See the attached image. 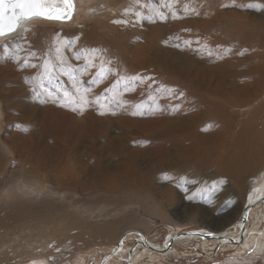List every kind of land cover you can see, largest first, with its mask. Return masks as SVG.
Instances as JSON below:
<instances>
[{"label":"rangeland","instance_id":"374dc122","mask_svg":"<svg viewBox=\"0 0 264 264\" xmlns=\"http://www.w3.org/2000/svg\"><path fill=\"white\" fill-rule=\"evenodd\" d=\"M76 2L0 41V264H97L129 230L158 246L233 231L264 163L241 186L216 169L264 98V0ZM258 207L247 248L187 241L142 264H264Z\"/></svg>","mask_w":264,"mask_h":264},{"label":"bare ground","instance_id":"6f19581e","mask_svg":"<svg viewBox=\"0 0 264 264\" xmlns=\"http://www.w3.org/2000/svg\"><path fill=\"white\" fill-rule=\"evenodd\" d=\"M74 3L77 12L76 0H74ZM50 5L63 6V3L62 0H49V6ZM35 19L38 18H34L31 20H23L21 26H24L25 24ZM52 21H59V20H52ZM10 37L12 36L11 35L0 36V41L6 40ZM255 59H260V58L256 57ZM262 59H263L262 61H264V55ZM259 97L260 95L256 93L255 102L254 100L246 99L245 105L242 108L243 110L242 114L244 113V118L241 119V125L237 126L238 128V130L236 131L237 136L233 137V139L229 141L228 149L231 150L229 152H226L225 149L223 160L217 165V169H216L217 172L219 173L220 178L222 179L229 178L237 186H241V182L244 176H247V172L250 171L253 165H261L264 163V130H263L264 129V98L260 99ZM177 117L178 114H176V118ZM166 118L167 121L171 119L169 115H167ZM179 156H182L184 158L183 161H186V163L189 160L191 163L194 162L195 160L192 156H189V154H185L184 151H180ZM203 162L204 161L202 157L199 158L197 161V164L199 165L201 172L203 171L202 168ZM0 164H1V159H0ZM262 178L264 180V174H262L259 178L254 179V181L251 184L252 187L246 205L252 208L247 212L246 215L247 224L244 226L245 229L244 233L241 232V228L243 227V225L239 222L241 215L237 220L233 231L228 229L227 231L221 230V231H213V232L201 231V230L181 231V232L173 231V234L170 233L167 236V239L163 246H158V244L151 242V240H149V237L145 232L139 231L140 234L143 236L141 237L140 235L130 233L133 230H129L120 236L117 245H119L120 241H122V243H120L119 247L117 248L116 246L109 253H107L106 255H110V254L111 255L106 259H104L105 257L104 255L103 258L100 260V262H98L97 264H102L103 262H105L104 264H113L109 261L115 260L114 258H123V257H125L123 259L126 264V260L129 258L131 252L133 255L131 257L130 264H142L143 259L147 257H151L153 255L157 257L162 255H170V253L175 250L173 246L176 243H178L179 245L187 241L189 242V241L199 240L201 242H204V244L209 242L211 243L215 242L222 244V246L236 247L239 248L240 250L249 247L250 244L253 242L252 236L254 234H259L258 230L260 226L255 222V217L258 214L257 212H255L256 210L255 208H257V206L260 207V205L264 206V201L261 202L264 199V182L261 181L257 182L259 179ZM263 232L261 231L260 233ZM184 233H188V235L186 236L184 235ZM216 233L219 235L218 239H203L202 237H200V235H204V236L214 235V237H216L215 236ZM134 236L138 237L135 243H133L132 245H127V242L133 239ZM173 239L174 242L172 243L171 249L167 253H159V251H164L165 249L164 246L167 245V243L169 241H172ZM230 239H233L234 242L231 243ZM141 243H145V245L142 246L140 245ZM148 245H150L152 249L147 247ZM140 248L141 250H139ZM263 252H264V233L263 236L259 237V240L255 248V253H263Z\"/></svg>","mask_w":264,"mask_h":264},{"label":"snow or ice","instance_id":"6c2138e0","mask_svg":"<svg viewBox=\"0 0 264 264\" xmlns=\"http://www.w3.org/2000/svg\"><path fill=\"white\" fill-rule=\"evenodd\" d=\"M62 3L63 7H51L49 6V0H0V36L15 31L22 19H70L75 10L74 0H62ZM136 3L139 4L140 0H136ZM17 10L19 11L17 12ZM137 15L140 14L137 13ZM56 51L59 53L60 49L57 48ZM54 67L50 60H46L43 65L45 75L51 74L54 71ZM79 99L87 103L84 94H81ZM137 107H142V105Z\"/></svg>","mask_w":264,"mask_h":264},{"label":"water","instance_id":"95a60500","mask_svg":"<svg viewBox=\"0 0 264 264\" xmlns=\"http://www.w3.org/2000/svg\"><path fill=\"white\" fill-rule=\"evenodd\" d=\"M74 5H75V3H74ZM51 7H63V6H53V5H50ZM19 10H17V12H18ZM74 13V12H73ZM73 13H72V15H73ZM9 15H10V13H9ZM72 15H71V18H72ZM70 18V19H71ZM70 19H64V20H59V21H69ZM22 21H23V19L22 20H20V22H19V27L15 30V31H12V32H9L8 34H6V35H12V34H16L18 31H19V29H20V27H21V23H22ZM264 201V199L261 201V202H263ZM252 207H249L248 205H245V207H244V209H243V211H242V213H241V217H240V219H239V222L243 225V227L241 228V232L242 233H244L245 232V229H244V226L247 224V212L251 209ZM130 233H132V234H136V235H140L141 237H143L141 234H140V232L139 231H136V230H133V231H131ZM184 235H188V233H184ZM200 235V234H199ZM215 236L216 237H214V235L213 236H211V235H209V236H204V235H200V237H202L203 239H218L219 238V235L216 233L215 234ZM181 237V236H180ZM124 239V238H123ZM223 240V239H222ZM230 241H231V243L232 242H234V240L233 239H230ZM241 241H242V239H241ZM174 242V239L172 240V241H169L168 243H167V245H165L164 246V251H159V253H167L170 249H171V247H172V243ZM120 243H122V241H120L119 242V245H120ZM139 244V243H138ZM137 244V245H138ZM119 245H117V248L119 247ZM137 245H136V247H137ZM140 245H142V246H144L145 245V243H141ZM147 247H149L150 249H152V247H150V245H148ZM155 251H158V250H155ZM114 253V252H113ZM111 255V254H110ZM110 255H105V257H104V259H106L107 257H109ZM132 252H131V254L129 255V258L126 260V264H130V260H131V257H132ZM105 262H103L102 264H104Z\"/></svg>","mask_w":264,"mask_h":264},{"label":"crops","instance_id":"0c3cea01","mask_svg":"<svg viewBox=\"0 0 264 264\" xmlns=\"http://www.w3.org/2000/svg\"><path fill=\"white\" fill-rule=\"evenodd\" d=\"M174 247V246H173ZM175 251V250H174ZM170 254H172V253H170ZM162 256H167V255H162Z\"/></svg>","mask_w":264,"mask_h":264}]
</instances>
